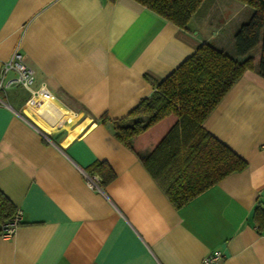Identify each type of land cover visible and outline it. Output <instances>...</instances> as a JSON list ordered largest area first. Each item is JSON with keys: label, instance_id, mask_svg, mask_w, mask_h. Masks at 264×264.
Returning <instances> with one entry per match:
<instances>
[{"label": "crops", "instance_id": "crops-1", "mask_svg": "<svg viewBox=\"0 0 264 264\" xmlns=\"http://www.w3.org/2000/svg\"><path fill=\"white\" fill-rule=\"evenodd\" d=\"M249 9L204 0L180 29L133 0H0V68L18 48L33 89L45 84L56 99L38 107L20 87L0 94V192L20 212L12 235L0 236V264H201L215 250L219 264H264V228L254 219L264 211V79L255 70L203 124L246 169L179 209L112 130L150 97L152 79L202 44L233 52ZM259 57L258 48L255 65ZM95 162L114 179L99 185L93 175L91 189L86 169Z\"/></svg>", "mask_w": 264, "mask_h": 264}, {"label": "trees", "instance_id": "trees-1", "mask_svg": "<svg viewBox=\"0 0 264 264\" xmlns=\"http://www.w3.org/2000/svg\"><path fill=\"white\" fill-rule=\"evenodd\" d=\"M186 29L204 0H133ZM253 9L248 21L234 33L233 54L202 44L161 81L151 80L153 93L124 119L112 121L114 137L136 153L143 166L176 209L221 181L246 169V161L212 136L203 126L247 70L264 79V0H235ZM259 48L255 65L253 53ZM151 142L149 153L139 149ZM86 173L100 178L99 185L114 179L104 162L91 164ZM17 208L0 192V236L12 225ZM254 219L264 228V211ZM20 225L17 222L16 227Z\"/></svg>", "mask_w": 264, "mask_h": 264}, {"label": "built area", "instance_id": "built-area-1", "mask_svg": "<svg viewBox=\"0 0 264 264\" xmlns=\"http://www.w3.org/2000/svg\"><path fill=\"white\" fill-rule=\"evenodd\" d=\"M35 83V72L24 61L18 48H16L11 57L5 61L0 68V94L4 93L6 89L17 86L30 92V99L28 102L33 101L35 106L40 107L45 102L54 103L55 96L50 93L45 84H40L36 89H33ZM39 98V100L37 99ZM36 99V100H35ZM27 102V103H28ZM0 103L2 100L0 99ZM40 134L46 138L48 137L45 132L40 130ZM87 184L91 189H98L99 180L96 176L88 177ZM20 219V212L13 220L12 225L7 229L3 236H11L16 228L17 222ZM264 240V231L260 234ZM223 259L221 251L215 250L203 258L201 264H219Z\"/></svg>", "mask_w": 264, "mask_h": 264}, {"label": "rangeland", "instance_id": "rangeland-1", "mask_svg": "<svg viewBox=\"0 0 264 264\" xmlns=\"http://www.w3.org/2000/svg\"><path fill=\"white\" fill-rule=\"evenodd\" d=\"M249 10H252V12H253V9H252V8L249 9ZM247 14H248V13H247ZM245 17H246V14H245V13H241L235 21H233V22L230 23L228 29H225V30H223V31L221 32V35H222L223 37H225V39L228 40V38L230 37V35H232V29H233V27H235L234 25L237 24L240 20L244 19ZM236 28L238 29V26H237V25H236ZM232 37H233V36H232ZM229 53H230V52H229ZM230 55H234L233 52H231ZM75 120L77 121V120H78V117H77ZM76 121H75V122H76Z\"/></svg>", "mask_w": 264, "mask_h": 264}]
</instances>
